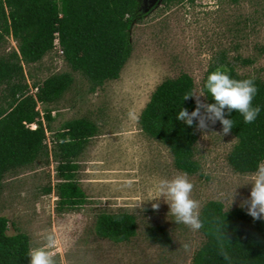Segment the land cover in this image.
Here are the masks:
<instances>
[{
    "label": "rangeland",
    "instance_id": "obj_1",
    "mask_svg": "<svg viewBox=\"0 0 264 264\" xmlns=\"http://www.w3.org/2000/svg\"><path fill=\"white\" fill-rule=\"evenodd\" d=\"M149 11L132 29L133 52L120 77L95 92L55 50L40 62L25 65L30 83L65 71L73 74L74 83L48 105L53 118L45 139L48 162L42 157L32 166L6 175L0 215L9 218V234L22 231L30 236L31 248L41 246L45 236L55 231L58 264H192L193 254L204 240L202 233L177 224L163 198L153 200L161 179L184 172L175 166L169 148L141 129V112L163 80L182 72L194 78L196 90H203L207 71L222 52L239 73L264 80V0H185L171 7L160 0ZM12 48L17 49V42L9 37L0 52ZM38 108L42 116L47 114L42 105ZM82 117L99 128L78 158L76 181L87 199L82 205L61 210L58 185L64 180L51 150L63 122ZM209 124L205 138L198 130L195 147L201 170L187 174L194 184L192 196L200 201L201 209L210 200L222 201L226 209L242 206L250 197L252 173L241 174L232 168L228 155L236 137L223 135L218 122ZM153 203H159L158 210ZM104 212L135 214L137 235L121 243L99 237L95 223ZM154 225L170 232L171 245L150 240L148 229ZM185 243L188 250L182 247Z\"/></svg>",
    "mask_w": 264,
    "mask_h": 264
},
{
    "label": "trees",
    "instance_id": "obj_2",
    "mask_svg": "<svg viewBox=\"0 0 264 264\" xmlns=\"http://www.w3.org/2000/svg\"><path fill=\"white\" fill-rule=\"evenodd\" d=\"M184 1L162 0L167 7ZM144 3L145 0H0V49H4L9 37L17 42V49L0 52V194L7 174L30 167L42 157L48 162L50 150L45 139L53 121L48 105L59 100L74 83L68 71L30 83L25 65L40 62L53 50L54 33L58 31L64 60L89 81L90 91L95 92L107 81L120 77L133 52L132 29L150 12ZM218 68L237 80L254 78L258 89L253 106H259L261 111L253 123H245L235 110L231 114L226 110V118L234 121L230 133L237 139L228 161L238 173H254L264 160V80L239 73L222 52L205 77L207 103L214 100L204 86L208 75ZM195 88L194 78L187 72L166 78L152 93L139 120L141 129L165 144L175 166L187 174L201 170L195 158L198 121L188 126L177 116L182 107L189 113L195 110L194 97L183 99ZM39 105L47 111L45 116ZM33 124L36 128L31 127ZM98 134V125L84 117L66 120L55 133L51 152L64 180L58 185L61 210L86 202V193L76 181L78 158ZM200 218L204 240L194 252L192 264H264V218L255 220L242 206L226 209L220 200L206 202ZM218 226L226 227L230 239L225 241L228 260L220 254ZM8 229L9 218L0 215V264H30V236L22 231L9 234ZM137 230V216L132 213H100L95 223L99 237L117 243L131 240ZM148 236L155 243H172L170 232L160 225L149 227Z\"/></svg>",
    "mask_w": 264,
    "mask_h": 264
},
{
    "label": "clouds",
    "instance_id": "obj_3",
    "mask_svg": "<svg viewBox=\"0 0 264 264\" xmlns=\"http://www.w3.org/2000/svg\"><path fill=\"white\" fill-rule=\"evenodd\" d=\"M207 92L211 95L214 103H207L202 97L207 98L203 90L193 89L185 94L184 100L195 98L196 108L189 113L186 108L179 111L177 118L187 124L194 126L204 134H208L209 122L215 125L217 121L222 124V134H230L234 127L233 119L226 118V110L231 114L233 110L239 112L245 123H253L258 117L261 109L259 106H253V99L258 92L254 78L237 80L218 68L208 75L205 86ZM218 133V132H215ZM222 136L221 133H218ZM252 185L249 199L242 203V207H247V212L255 220L264 218V160H261L257 169L251 174ZM194 184L189 179L187 173H180L171 179H161L156 185L157 196L153 200L163 198L170 206V213L177 224L186 225L193 232L199 231L203 226L200 218L201 203L192 196ZM236 191L232 203L234 202ZM153 209H159V203L152 204ZM217 239L220 247V254L225 260L229 259L225 250V241H230L226 235V227L218 226ZM45 242L39 246L30 248L27 257L30 258V264H58L56 259L59 238L55 231L49 232L45 236ZM185 250L189 249L188 244H183Z\"/></svg>",
    "mask_w": 264,
    "mask_h": 264
},
{
    "label": "built area",
    "instance_id": "obj_4",
    "mask_svg": "<svg viewBox=\"0 0 264 264\" xmlns=\"http://www.w3.org/2000/svg\"><path fill=\"white\" fill-rule=\"evenodd\" d=\"M60 1V0H59ZM54 42H53V50L57 51L59 54L63 55V47L61 45V41H60V35L59 32L56 31L54 33Z\"/></svg>",
    "mask_w": 264,
    "mask_h": 264
},
{
    "label": "water",
    "instance_id": "obj_5",
    "mask_svg": "<svg viewBox=\"0 0 264 264\" xmlns=\"http://www.w3.org/2000/svg\"><path fill=\"white\" fill-rule=\"evenodd\" d=\"M160 0H148L149 8L154 7Z\"/></svg>",
    "mask_w": 264,
    "mask_h": 264
}]
</instances>
